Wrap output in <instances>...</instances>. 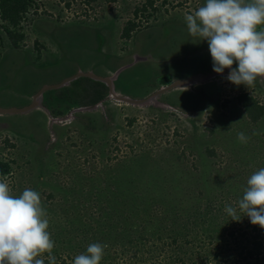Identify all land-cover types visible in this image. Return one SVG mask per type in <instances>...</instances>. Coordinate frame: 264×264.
Returning <instances> with one entry per match:
<instances>
[{
  "label": "rangeland",
  "instance_id": "obj_1",
  "mask_svg": "<svg viewBox=\"0 0 264 264\" xmlns=\"http://www.w3.org/2000/svg\"><path fill=\"white\" fill-rule=\"evenodd\" d=\"M205 2L33 0L19 25L0 15V106H24L44 85L88 68L115 72L116 88L132 98L209 68L207 41L185 21ZM227 76L162 96L172 107L158 98L122 103L103 88L96 107L73 111L100 92L80 76L42 94V107L0 115V161L10 167L0 177L13 195L41 194L60 264L97 242L108 245L101 264H244L254 236L264 257V228L225 212L264 167V78L248 88ZM244 94L262 107L256 121L238 100Z\"/></svg>",
  "mask_w": 264,
  "mask_h": 264
},
{
  "label": "clouds",
  "instance_id": "obj_2",
  "mask_svg": "<svg viewBox=\"0 0 264 264\" xmlns=\"http://www.w3.org/2000/svg\"><path fill=\"white\" fill-rule=\"evenodd\" d=\"M185 21L191 36L207 41L215 72L230 69L227 79L248 88L264 78V0H206L186 14ZM237 139L247 143L250 137L239 132ZM7 180L0 177V264H45V253L49 264H57L41 194L25 188L13 195ZM225 212L231 220L239 222L247 216L253 225L264 228V167L247 179L238 206H226ZM107 248L106 243H92L73 264H101Z\"/></svg>",
  "mask_w": 264,
  "mask_h": 264
},
{
  "label": "trees",
  "instance_id": "obj_3",
  "mask_svg": "<svg viewBox=\"0 0 264 264\" xmlns=\"http://www.w3.org/2000/svg\"><path fill=\"white\" fill-rule=\"evenodd\" d=\"M33 0H0V15L1 17L6 20L9 24L15 26L19 25L21 20L24 19L25 13L27 10V7L29 4H31ZM151 4L152 1H149ZM134 24L131 23L130 27L127 25L124 27V31L122 33L123 37L127 38L129 37V32L133 30ZM9 28H6V30ZM12 31V30H11ZM10 32V31H9ZM13 34V33H12ZM15 35H12V38L15 39H21L23 35L21 33H14ZM99 83V82H97ZM103 91L99 92L95 99L93 101H97L100 98L103 97ZM241 105L244 107V109L247 111L249 117L256 121L258 117L260 116V113H262V107L257 104L256 100L249 96L244 94L243 96H240L238 98ZM10 172V167L8 163L1 162L0 161V175H7ZM198 200V198H196ZM255 237V239H254ZM253 237V240L251 243L250 248L246 249L243 255L244 261L248 262L247 264H264V257H259L260 253L262 252V246L263 243H261L260 240H256V236ZM242 254V251L240 252ZM45 261V264H49L48 257L43 258ZM57 264H60L59 259L56 257ZM244 262V264H245Z\"/></svg>",
  "mask_w": 264,
  "mask_h": 264
},
{
  "label": "water",
  "instance_id": "obj_4",
  "mask_svg": "<svg viewBox=\"0 0 264 264\" xmlns=\"http://www.w3.org/2000/svg\"><path fill=\"white\" fill-rule=\"evenodd\" d=\"M229 72H230V69H225L223 74L228 75ZM115 74L116 73H114V75ZM223 74H219V73L215 72L212 68L209 72H206V73H197V74L191 75V76L184 78V79H176V80L168 83L167 85L161 87L160 89L152 92L147 97L131 98V97L126 96V95H120L114 91V88L112 86L113 79L115 78L114 76H101V75H97L91 71L78 72L77 74L70 76L68 78H65L56 84L44 85L43 87H41L38 91H36L32 95L31 102L25 106H22V107H1L0 106V114H17V113L28 112V111L40 106L41 97L45 91H47L49 89L61 87V86L65 85L67 82L73 80L76 77H80V76L90 77L94 80H99L101 82L106 83V85L109 88V92H110L109 97H111L113 99L122 101V102L127 103V104H132V105H143V104L155 99V97L158 96L159 94L166 92L168 90H171L175 87H181L184 85H192V84H195L198 82L210 80L217 75H223ZM92 108H94L93 105H92ZM63 119H66V118H63Z\"/></svg>",
  "mask_w": 264,
  "mask_h": 264
},
{
  "label": "crops",
  "instance_id": "obj_5",
  "mask_svg": "<svg viewBox=\"0 0 264 264\" xmlns=\"http://www.w3.org/2000/svg\"><path fill=\"white\" fill-rule=\"evenodd\" d=\"M212 68H213V62L209 65V68H205V69H203V68H197V69L191 70V71H189V72L187 71V73L182 74V75H179V76H177V77H171V78H169V79H167V80H161L160 82H158L155 86H153V87L151 88V91L158 90V89H160L161 87L167 85L168 83H170V82H172L173 80H176V79H184V78H187V77H189V76H191V75H194V74H197V73H206V72H209ZM89 70H91V69L88 68V71H89ZM91 71H92V70H91ZM109 71H110L109 69H106V70L104 71V74H101V75H103V76H110V75H112L113 72L110 73ZM112 76H113V75H112ZM114 79H115V78H114ZM203 82H205V81L198 82V83H195V84H202ZM192 85H193V84H192ZM189 86H191V85H184V86H181V87H175V88H173V89H171V90H168V91H166V92H163V93L159 94V95L156 96L155 98H158L159 103L162 104L163 106L172 107L171 105L167 104L166 102L161 101V97L164 96V95H166L167 93H169V92L175 90V89H182V88L189 87ZM115 90H116V93H120V94L122 93V95L129 96V94H128L127 92H124L123 90H120V89H118V88H116V87H115ZM147 94H148V92L146 93V95H147ZM146 95H145V96H146ZM145 96H143V97H141V98H144ZM129 97H130V96H129ZM43 98H44V96H43ZM35 109H36V108H35ZM1 115H3V114H1Z\"/></svg>",
  "mask_w": 264,
  "mask_h": 264
},
{
  "label": "flooded vegetation",
  "instance_id": "obj_6",
  "mask_svg": "<svg viewBox=\"0 0 264 264\" xmlns=\"http://www.w3.org/2000/svg\"><path fill=\"white\" fill-rule=\"evenodd\" d=\"M89 71H91V70H89ZM85 72V71H84ZM92 72V71H91ZM73 75H75V74H73ZM73 75H71V76H73ZM110 76H112V75H110ZM70 77V76H69ZM83 77H86V76H83ZM68 78V77H67ZM77 78V77H76ZM88 78H90V77H88ZM75 79V78H74ZM73 79V80H74ZM90 80H91V82H92V78H90ZM94 80V79H93ZM72 81V80H71ZM71 81H69V82H71ZM94 81H96V82H94L95 84H96V90L97 91H99L100 90V92H102L103 91V88H105V90H106V94H105V96L106 97H109L110 96V92H109V88H108V86L106 85V83H104V82H101V81H99V80H94ZM69 82H67L66 84H69ZM97 82H99V84H103V85H99ZM89 85H91V84H89ZM64 86V85H63ZM112 86H113V88H114V91L116 92V90H115V87H116V84H115V79H113V84H112ZM62 87V86H61ZM156 91V90H155ZM46 92V91H45ZM45 92L43 93V95L45 94ZM154 92V91H153ZM118 94H120V93H118ZM120 95H122V93L120 94ZM149 96V95H148ZM109 98H111V97H109ZM132 98V97H131ZM101 99L102 98H100L99 100H97V101H91V102H89V103H86V104H80V105H77V106H73V108H71V110L73 109V111L74 110H79V109H88V110H91L92 109V105L94 106V107H96L97 106V104L96 103H98L99 101H101ZM113 99V98H112ZM116 100V99H115ZM117 101H119V100H117ZM31 102V101H30ZM29 102V103H30ZM120 102H122V101H120ZM28 103V104H29ZM58 102H56V103H54L55 105L57 104ZM122 103H124V102H122ZM44 105V98L43 99H41V101H40V106L42 107L43 105ZM27 105V104H26ZM47 105V104H46ZM25 106V105H24ZM51 106H53L54 107V105H51ZM22 107V106H21ZM47 107L49 108L50 106H48L47 105ZM35 109V108H34ZM70 110V111H71ZM31 111V110H30ZM69 111V112H70ZM69 112H67V111H63L61 114H59V115H62V116H65V114H66V116L65 117H67L68 116V113ZM1 115V114H0ZM65 117H63V118H65ZM62 118V119H63ZM68 118V117H67ZM63 120H65V119H63Z\"/></svg>",
  "mask_w": 264,
  "mask_h": 264
}]
</instances>
